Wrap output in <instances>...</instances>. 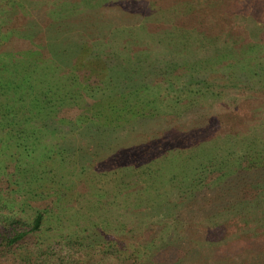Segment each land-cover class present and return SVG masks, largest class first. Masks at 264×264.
Instances as JSON below:
<instances>
[{
    "label": "trees",
    "instance_id": "1",
    "mask_svg": "<svg viewBox=\"0 0 264 264\" xmlns=\"http://www.w3.org/2000/svg\"><path fill=\"white\" fill-rule=\"evenodd\" d=\"M72 1L77 0H70ZM170 1L172 4L167 3V7L162 8L166 9L162 13L169 14L173 19L164 20L160 10L158 16L161 23L174 20L180 27L178 32L184 28L182 34H187L188 26L196 23L203 33V42H207L204 41L207 40L206 35L212 44L219 41L214 38L213 32L215 28H220L221 20L216 18L215 26L206 24L208 9L214 8L215 4L204 6L206 3L201 0L168 2ZM136 2L137 5H129L123 0H109L105 6H100L101 10L93 9L95 13H87L85 10L75 13L71 7L63 8L55 14L61 17L65 11L68 16L63 26L55 29H52L56 26L55 23L52 26L48 22L50 18L41 22L33 20V14L40 9L39 0H23L20 7L16 8V14L11 16L10 31L6 35L8 40L0 52V120L3 121L2 126L17 134L16 147L22 155L15 158L13 172L1 168L4 180H7L6 176L9 179L17 177L14 186H19V189L9 193L15 194L14 200L12 196L6 199L12 203L9 208L11 210L5 208L6 211L0 217V238L3 241L0 247H4V251H12L16 244L35 235L38 243L45 246L41 253L45 258L39 264H70L50 251L54 245L63 243L72 249L79 248L78 250L84 244L90 250L100 246L102 258L114 256L122 264H264V141L247 145L245 142L248 139H244L239 145L231 139L236 135L233 121L240 118L238 111L245 110L250 104L255 105L259 97L264 96V68L261 73L254 71L255 73L249 74L246 91H242L246 95L244 104L243 100L241 104L238 103L240 100H233V107L226 106L224 124L216 120L223 115L214 110L213 99H220L229 92H237L235 88L240 82L237 73H229V77L220 79L221 83L205 81L203 85L199 81L195 83L200 86L198 90L186 85V90L190 89V93L185 94L195 95L193 105L199 103L200 106L204 99L207 104L211 101L214 104L208 106L210 110L200 108L210 111L209 121L195 117L190 120H198L192 123L194 129L190 128L191 124L188 122H179L181 118L176 116L178 108L173 110L176 113L171 112L168 116L152 113V88L145 80L150 75L147 71L150 65L144 68L142 64L145 66L150 61L155 62L153 53L167 42L174 45V49H178L179 45L171 42H179L180 46L185 43L179 39L180 34H159L158 27L153 29L149 25L150 15L154 16L152 12L156 11H148L147 4L150 1ZM128 10L135 19L145 17L144 29H139L140 33L145 31L143 38H132L139 53L135 52L136 56L128 54L126 57L123 52L128 68L116 66L111 75L108 63L102 64L95 71L88 68L80 70V57L86 50L82 43L87 42L89 36L96 37L100 30V27L88 28L87 18L86 23L83 19V24L79 25L80 16L84 12L91 15L90 21L93 23L90 25H94L96 13L106 15H101L105 23H108L100 31H104L101 37H109L113 29L112 40L116 41L120 39L117 29H114L115 24L121 21L118 16ZM144 11L146 16H143ZM46 13L54 19L52 12L46 10ZM19 18H23V22ZM73 18L76 28L80 29L82 26L81 30L89 36L79 34V38H76V35L68 34L71 33L70 27L74 26ZM120 35L121 40H128L124 32ZM17 36H23L24 40H18L20 45L16 47L13 39ZM184 36L190 37V33L181 37ZM114 44L111 43V53L114 52ZM237 44L238 42L234 45L238 46ZM17 48H24V52L20 53ZM249 51L251 49L247 50ZM108 54L111 56L106 50L102 53L103 56ZM180 70L183 73L187 68L174 67L168 71L169 76L166 72L160 73L164 76L163 81L167 82V89H179L181 74L177 73ZM250 71L249 69L248 72ZM84 72H88V76L81 78L80 75ZM92 79L94 86L87 83ZM110 86L117 93L112 95ZM155 96L159 100L167 99L166 91ZM219 99L215 101H221ZM218 104L225 105L223 101ZM125 107L127 113L122 114ZM74 110L89 112L90 116L86 117L95 121V125L99 124L93 126L91 123L87 129V134L91 137L89 154L93 157L87 159L88 166L94 165V169L97 165L94 170L99 171L101 168L100 172L104 170L105 174L114 175L107 176L109 180L104 191L94 190L96 192L91 198L79 202L83 206L80 213L77 210H67L75 198L65 200L64 197L77 182L73 179L78 180L81 174H75L77 170H73V154L68 150L71 146L68 139H76L73 135L74 126L70 125L64 132L61 131L63 127L58 126ZM130 113L132 117L137 114L135 119L138 118L142 123L148 122V125L155 117L152 114L159 115L158 121L162 125L147 127V141L159 144L169 133L177 141L180 138L184 143V153H173L171 148L165 147L161 154H157L158 149L149 146L150 151L148 147L138 156L132 149L128 154L130 141L111 145L109 137L124 126L121 120ZM170 123L174 124L175 131L168 128ZM207 132L210 137L212 135L219 140L208 141V145L212 141L216 143V155H209L204 159L195 157L192 153L195 147L199 146V151L207 146ZM68 133L71 137L66 138ZM79 136L84 143L86 135L82 133ZM60 147L63 149H59ZM206 149L212 151L210 147ZM239 149H243L245 153L242 157H235L234 154ZM99 151H111V154L103 159L98 155ZM149 152L154 154L149 155ZM147 158L151 160L148 163ZM170 158L166 169L172 164V167L179 166L180 171L168 169L163 172L162 168L154 169L156 163L165 164ZM51 161L53 164L49 169L47 167ZM86 166L80 167L81 172H85ZM91 175L102 176L99 173ZM48 185L51 186L50 193L42 190ZM5 196H8L7 193L0 190V198ZM9 216L17 218L13 226H25L21 229L26 230L19 232L16 228L10 229L12 223L8 224L5 219ZM129 251V257L122 261L121 254ZM86 258L84 264H95L98 255L88 252ZM22 263L32 264L29 258Z\"/></svg>",
    "mask_w": 264,
    "mask_h": 264
},
{
    "label": "rangeland",
    "instance_id": "2",
    "mask_svg": "<svg viewBox=\"0 0 264 264\" xmlns=\"http://www.w3.org/2000/svg\"><path fill=\"white\" fill-rule=\"evenodd\" d=\"M28 1H33V0H28ZM123 1H126L129 5H137V2H136L137 0H131L132 2H130L129 0H123ZM148 1H150V3L147 4L148 11L150 12L154 10L156 11V12H152L154 16L150 15L149 25H151L153 29L158 27L157 29H158L159 34H161V32H163L164 34L169 32L172 35L176 34V36H178V34H180L182 36V35H189L190 33V37L189 36L179 37L181 42L185 43L182 46H180L181 44L179 42L177 43L171 42L175 45H179L178 49H174L175 46L172 44H168L167 42L164 46H161L159 50H156L153 53L155 57L154 58L155 62L150 61V63L145 66L144 64H142L144 68L150 65V67L148 68L149 70H147L148 72H150V75H147V78L145 80L151 85V88H152L150 91L151 92L150 94H152L151 100L154 102L152 105L150 104L152 113L158 112L159 115L168 116L171 112L173 114L176 113L173 110L174 108H178L179 110H177L176 116L181 118L179 122L182 124H186L188 122L191 124L190 128L193 127L194 129L193 124L198 122V120H194V122L193 121L190 122V120L193 117H195L199 119L205 118L203 119L204 121H209L210 111H206V110H210L208 106L211 105L212 103V105L215 104L213 108L214 110H216V113H218L219 115H223L221 116V118L216 119V120H218L219 123L224 124V122H226V119L224 116L226 113V108H227L226 106L229 105L233 107L234 105L233 102L239 101V100H240L238 102L239 104H241L242 102L241 100H243L242 104H244V97L246 95L242 91L244 92L246 91L245 86L249 82V74L251 75V73H255V72L261 73L262 68H264V0H201L206 3V5L204 6H207V4L209 6L215 4L214 8L208 9L209 14L207 13V16H206V18H208L206 19V24L210 26H213V25L215 26L216 18L220 19L222 22L219 29L215 28L214 32L212 31L214 38L216 39L218 38L219 40V41H216L214 44H212V42L210 41L207 35H206L207 40L204 39V41H207V42H203V36H202L203 33L200 32V27L196 23L188 26L187 34L186 33L182 34V30H184V28L178 32V29L180 27L178 26L176 22H174V20H167L166 22L161 23L162 21H159L160 16H158V13L160 10H162L160 11V13L163 15L162 18L164 20L165 18L173 19L172 17L169 16V14L162 13L164 10H166L162 8L167 7V3L168 5H171L172 4L171 1L170 2H168L169 0H148ZM22 2L23 0H0V52H1L3 45L8 40L6 38V35L10 31L9 30L10 28L9 21L11 20L10 18L12 15L16 14V8L20 7ZM107 2H109V0H106V1L105 0H77L76 2H73V1L70 2V0H39V3H41L40 9L37 10L36 13L33 14V20L35 22L37 21L41 22V21H44L45 19L50 18L48 22H50L52 26H54L53 25L54 23L56 25L52 29L60 28V26H63L62 24L64 20L66 19V17L68 16V14H65V11H64V14H61V17L60 15L58 17L57 14L55 13L62 10L63 8L69 9L71 7L72 11H74L75 13H77V11L79 10L82 12L83 10H85L86 12L90 11V13H95L92 11L93 9H95V11H99L101 10L100 6H105ZM46 10L52 12L51 16H54V19H51V17H49L50 14L46 13ZM66 12H68V10H66ZM87 13L84 12V14L80 16L81 19L79 20L78 24L82 25L83 19L85 20V23H86V18H87L88 19L87 22H89L88 28L97 29L98 27H100V30L99 32H97L96 37H91L87 35L86 33H84L85 31L81 30L82 26L80 29L76 28L74 18L72 19V21L74 22V26L70 27L71 33H68V34H71L72 36L76 35V38H79L78 37L79 34H82L83 36L84 35L89 36L88 37L89 40H87V42L82 43V47L85 46L86 50L83 52V54L80 57L81 61L79 62V65H81L82 67L80 70L88 68V69H92V71H95L102 64L105 63L107 65L108 63V67L110 69L109 71H111L110 73L111 75L113 73L112 69L116 66L122 65L123 67L128 68V64H127L128 62H126L127 59L124 58L123 52H125L126 57H128V54H130V56H136L137 54H135V52L139 53L135 45L136 42H134L132 38L137 37V36L143 38L142 34L145 31L143 30L140 33L139 29H142V28L144 29L145 17H139L135 19L129 10L126 12L120 13L121 16H118V18H120L121 21L115 24L116 27L114 28V29H117L119 33L118 36L120 39L114 41L112 40L113 29L110 31L109 37L107 38L101 37L104 31L102 32L100 31L103 28H105V25L106 26L108 25V23H105V20H103V17H102L106 15H103L101 13H96L94 15V25H90V23H93V22L90 21L91 15H88ZM143 14H144L143 16H146V11H144ZM252 15H255L254 18H251ZM22 19L23 18H19V20L21 21ZM24 20L26 21V19ZM26 23L28 22L26 21ZM123 32L127 36V39H128L127 41L121 40L122 35H120V33L123 34ZM18 40L23 41L24 37L17 36L16 38L13 39V41L15 42V44L13 42V45H16V47L20 45L17 43ZM236 41L238 42L237 44L238 46L234 45L235 43H237ZM97 43H100V44L97 46ZM111 43L114 44L115 46L113 53L110 52ZM233 49H235V51H233ZM249 49H251V51L247 52V50ZM17 50L20 51V53L24 52V48L23 49L17 48ZM105 50L107 53H110L111 56H109V54L103 56L102 53ZM229 51H231V53ZM14 52H17V51H14ZM174 67H177L178 69L185 67V69L187 68L188 70V71L185 70L183 73L180 70L177 73V74H181L180 75L181 79L179 80L180 84L178 86L179 87L178 90L177 88L173 90L167 89L166 87L167 82L163 81L164 76L161 75L164 72H166L167 76H169L168 71H171V69ZM249 69L251 70L250 72H248ZM229 73H234V74L237 73L238 79H240V82L238 84L239 86L235 88L237 92L235 93L233 92L232 94H230L229 92L226 95H222V97H220L221 101L216 102L215 100L219 98L214 97L215 98L213 99V101L215 102L214 104H213V101L207 104L206 103L207 101L205 99L204 100L202 99L203 103L200 106L198 105L199 103H196L193 105L195 101V98L193 97L195 95L185 94V93H190V89L186 90L187 89L186 85L189 86V88L191 86L198 90L200 86L199 85L197 86L195 83L199 81H201L202 83L205 81L213 82V84L214 82L221 83L220 79L224 77L225 78L229 77ZM80 76L81 78L86 77L88 76V72H84V74ZM87 83L91 84L92 86L95 85L94 79L90 80ZM233 86H230V87H233ZM109 89L112 95L117 93V91L111 88V86L109 87ZM161 91H166V97H167L166 100H159L156 98L155 95L157 93L161 94ZM91 92H93V90H91ZM110 93H108V95ZM222 101L225 103V105L218 104ZM201 107L206 108V110L200 109ZM126 109L127 107L123 109L122 114L127 113ZM228 111L233 112L230 109H228ZM238 114L240 118L239 119L237 118V120L233 121L234 131L236 132V135H234L231 139L238 142L239 145L244 141V139H248L245 142L247 143V145H250L252 142H255V141L257 142L264 141V96L262 98L259 97L255 105L254 103L252 105L250 104L249 107L246 108L245 110L238 111ZM87 115L90 116V113L85 112V111H77V110L71 111L68 115L69 118L63 119L61 121V124L58 125L60 127H63V129H61L62 132H64L65 128L69 127L70 125L74 126L73 135L76 139H71V138L68 139L70 141L68 144L71 145L68 150H70V153L73 154V161L75 163L73 170L74 171L75 169L77 170L75 174L76 175L77 174L79 175L80 173L81 174H80V177H78V180L75 178L73 179V181L76 180L77 182L75 181L76 183L73 184L74 186L68 190L67 194H64V197H65V200H70L73 197L75 198V200H73V202L69 204L68 209L67 208L66 209L70 211L74 210L73 212L77 210L78 213L82 212L81 208L83 207L79 204V202L85 201V199H88L89 197L91 198V196L94 195L93 193L96 192L94 190L101 189L102 191H104L107 180H109L108 177L114 176L112 174H105L104 170L100 172L101 168H99V171L94 170L97 168V165H95L93 169L92 166L94 165L88 166L87 164L88 162L87 159L89 157L93 158L89 154L91 137L89 136V134H87L88 133L87 129L89 126H91V123L93 125L95 122V121H92L91 118L90 119L87 118L86 117ZM152 115L155 117L153 119V122H151L148 125V122L142 123V121L140 122L139 120H137L138 118L135 119V116H137V114H134L133 115L134 117H132V114L130 113L129 116H127V118H123L121 120V123H123L124 126L119 127L116 133H113L112 136L109 137L110 144L116 145L117 143H121L122 141H126V142L130 141L129 142L130 147L128 146L129 144L127 145L129 148L127 149L128 154L130 150L132 149L133 151L136 152L135 154H137L138 156H141L142 152L145 149H148L149 146L150 147L153 146L155 149H158L156 152L157 154H161L162 150H164L165 147L169 149L171 148L173 153H177V152L184 153L185 151L184 143L180 141V138L177 141L175 136L173 135L170 136L169 133L167 134L168 136L165 137L163 141L159 142V144H155V141H151L152 144L149 143V141H147V138L145 137L146 136L145 132L147 131V127L148 126L158 127V125L160 124L158 121L159 115L158 116L157 114L155 115L152 114ZM173 119L176 120L177 118H173ZM212 122L213 121H211L210 123L212 124ZM1 123H3L2 120H0V169L2 168L5 171L9 170L13 172V168L15 169L14 160L15 158L21 157L22 152L18 151L16 147L17 145L16 142H18L17 141L18 136H16L17 134L16 133L13 134L12 129H6V127L2 126ZM173 125L174 124H171V123L168 124V128L175 131V128ZM93 126H99V124L98 125L94 124ZM3 128L4 130H2ZM82 133L86 135L84 139L85 140L84 143H82L83 141L81 142V136H79V135H82ZM207 133H208L207 134L208 139H207L206 148L210 147L212 151H208L205 147L197 151V148H199V146L195 147L194 151H192L195 157L204 159L205 157L209 155H213V157L216 155V148H215L216 143L212 141L210 145H208V141L209 140L211 141L213 139H216L217 141L219 140L217 139V137L213 138L212 135L210 137L209 132ZM69 136L71 137L69 133L66 134V138H68ZM179 141L180 143H178ZM188 142L189 141H187V143ZM77 143H79V145H77ZM187 143L185 145H187ZM203 146H204V142H203ZM150 147H149V151L151 150ZM162 147L163 149H161ZM59 149H63V148L60 147ZM94 153H95L94 155H96V152ZM244 153L245 152H243V149H239L236 151L234 156L242 157ZM109 154H111V151L107 153L99 151L98 155L102 156L103 159H107L109 157L108 156ZM152 154H154V152L153 153L149 152V155H152ZM170 160L171 158L167 160L165 164L156 163V165L154 166V169L159 170L162 168L161 170L163 172H165L168 169L172 171H178V170L180 171L181 169L179 166H178L179 168L172 167L173 166L172 164H171L172 168L168 166L169 168L166 169V164H168ZM149 161L151 160L148 159V161L146 162L148 163ZM152 163L154 164V162ZM52 164H53L52 161L49 162V165L47 168L52 167ZM85 164L87 165L86 170L85 172H81L80 167H85ZM2 169L0 170V179H1L0 180V190L1 192L7 193L8 196L0 198V217H1V214L6 211L4 210L5 208L9 209L11 208L10 206H12V203H10L6 199L12 196V200H14L13 196H15V194L14 192L13 194H9V193L13 191L14 189L15 190L19 189V186L17 185L14 186V184L17 183V177L13 176V177H10L9 179V177L6 176L7 180H4L5 177H4V172H1L3 171ZM97 173H99V175H102V176L93 177L91 175V174H97ZM100 173H103V174H100ZM104 174L106 175V177H104ZM6 187L8 188V190H6ZM50 187L51 186L48 185L46 188L43 187L42 190L45 189L44 191H46L47 193H50L51 192ZM81 195H83V197H81ZM62 198H63V195H62ZM46 200L47 202L49 201L48 199ZM10 210L11 209H9V211ZM5 219L7 220L8 224H10V222L12 223V226L8 225L10 229L16 228L18 229L17 231L19 232H24L26 230V229H23V230L21 229V227L23 226L16 227V224L15 226H13V224L17 221V218L13 216H9ZM150 220L152 221V219ZM153 221H155L154 217H153ZM54 232H57V231H54ZM118 236H119V233L117 234V237ZM115 239L117 240L116 237ZM1 243H3L2 237L0 238V244ZM43 248H45V246L44 245L42 246L41 242L38 243L35 235L29 236L22 242L16 244V246L14 247V249H12V251L10 250L4 251L5 248L0 247V264H24L22 262L28 258L30 262H32V264L33 263L39 264V262L43 261L45 258L43 257L45 255L41 254ZM95 248L96 249L94 250L93 249L90 250L89 248H87V245L84 244L81 250H78L79 248L72 249L63 243V245L61 244L54 245L53 247H51L50 251L61 256V258H64V260L70 264H74L77 262H79L78 264H84V261L87 260L86 254L88 252L96 256L98 255V259L95 261V264H122V262L118 261V259L115 258L114 256L112 257L106 256L102 258V250L100 249V246L99 247L96 246ZM130 254H131L130 251L126 253L124 252L121 254L122 256L120 259L122 261L123 260L125 261V259L129 257ZM54 260L55 258L53 257L52 262H54ZM54 264H56V262ZM57 264H61V262Z\"/></svg>",
    "mask_w": 264,
    "mask_h": 264
}]
</instances>
